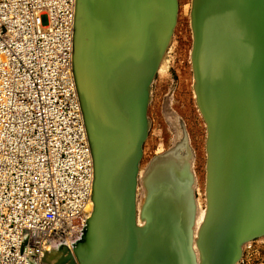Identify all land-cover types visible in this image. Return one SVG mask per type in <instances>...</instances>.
Returning <instances> with one entry per match:
<instances>
[{
	"label": "bare ground",
	"instance_id": "6f19581e",
	"mask_svg": "<svg viewBox=\"0 0 264 264\" xmlns=\"http://www.w3.org/2000/svg\"><path fill=\"white\" fill-rule=\"evenodd\" d=\"M215 1L209 0L213 5L209 4L205 7L199 5L196 11H193V25L190 26L194 31V36L192 35L194 37L193 67L201 81L214 83V79H217L213 86L207 87L206 92H211V107L218 109L219 113L225 116H228L229 105L227 103L224 106L226 101L218 100L220 94H215L216 91L220 92V86H227L228 96L234 95L239 86L231 85L224 80L228 81V76L234 73L237 75L242 70L250 71V74L245 73L252 78L250 99L252 102V98L255 97L256 112L261 114V120L259 123L256 122L257 117L254 116L252 122L257 124L254 123L256 132L251 134L252 144L248 145L246 150L240 148V152H246V157L242 158L244 160L242 165L244 164L245 169H249L246 174L248 179L244 178L245 185L248 183V190L251 193L254 192L255 200L260 204L262 196L256 192L262 180L259 170L264 165L262 161L264 160V74L261 76L264 70V0L248 2L236 0L235 8H232L235 3L220 8V5H215ZM255 4L261 7L257 9ZM124 9L127 10L126 18L121 15ZM247 11H253L255 15L251 12L249 16ZM77 14L75 53L73 51L75 62L73 63L76 64L77 69V93L78 96L80 93L82 98L95 156L96 180L90 207L91 214L85 223L86 227L81 240L74 245L75 253L76 249H81L86 243L90 249L97 244L99 225L96 227L95 222L98 217V207L101 204L99 199L101 176L108 174L112 177L116 176L117 161L122 162L129 152L127 146L119 140L120 136L116 134V128L121 129L116 120L117 91L113 90V83L107 82L105 77L108 79L112 77L115 81L120 80L119 77H124L127 82L125 85L132 87L128 88L131 92L141 86L152 62L158 64V61H162L159 65L162 72L168 65L167 57H163L167 27L163 0H79ZM247 81H250V78H247ZM226 92L227 90L220 93L224 95ZM247 94L249 96V92ZM230 105L233 103L230 102ZM245 107L246 105L244 109ZM178 118L172 117L174 135H172L170 148L156 158L150 159L143 169L138 171L136 223L143 225L142 232L145 235L149 234L154 226L158 227L160 231L163 230V233L159 234L161 236L159 239L168 240V233L164 229L166 223L162 222L169 223L167 221L169 219L172 225L175 222L174 225H179L185 217L184 213L191 211L194 233L191 243L195 245L192 251H188L186 255L183 254L182 262L183 264H208L204 251V234L209 203L207 199V205L206 200L204 204L201 198H196L194 195L196 178H194V172L191 173L192 166L190 167L194 159L190 160L192 156L189 157L192 149H189L186 141L188 138L185 139L184 128L182 129L184 134H182L181 128L184 124L182 126ZM233 150H237L236 146ZM210 160H212L211 157ZM238 168L237 166V170ZM241 176L239 179L245 177L243 172ZM210 202L215 203V199ZM217 202H220V199H217ZM219 204L223 205V202ZM219 204L217 203L216 207ZM227 205L225 203L223 207L227 208ZM242 229V233L246 234L256 228L254 223L250 226L247 222ZM56 254V249L51 247L45 262L49 255L55 257ZM71 258L68 256V259ZM180 259L182 260V256Z\"/></svg>",
	"mask_w": 264,
	"mask_h": 264
},
{
	"label": "built area",
	"instance_id": "2783aa9c",
	"mask_svg": "<svg viewBox=\"0 0 264 264\" xmlns=\"http://www.w3.org/2000/svg\"><path fill=\"white\" fill-rule=\"evenodd\" d=\"M76 7L0 0V264H47L51 247L76 239L91 214L95 164L74 77Z\"/></svg>",
	"mask_w": 264,
	"mask_h": 264
},
{
	"label": "water",
	"instance_id": "95a60500",
	"mask_svg": "<svg viewBox=\"0 0 264 264\" xmlns=\"http://www.w3.org/2000/svg\"><path fill=\"white\" fill-rule=\"evenodd\" d=\"M245 1L248 2L249 0ZM215 2V5H220V8L234 3L232 8H235L237 4L236 0H216ZM201 4L209 5L212 2H209V0H202L201 2L199 0L197 6ZM78 7L79 0H77L76 7L74 53ZM163 7L167 18L166 37V35H171V31L176 23L178 10L177 0H163ZM258 7L261 6L259 5ZM247 12L250 16L252 11ZM257 13L259 15L261 14V12ZM121 15L126 18L127 10L124 9ZM155 71L156 63L152 62L141 86L133 89L131 92H129L128 88L132 87L125 85L127 82H125L124 77H119L120 80L116 81L112 77L110 79L105 77L107 82L113 83V90L115 89L117 91V101L116 106L115 104L114 106L116 107V120L121 129L118 130L116 128V134H118V137L120 136L119 140L127 146L129 152L122 162L117 161V177H112L110 174L101 176L99 188L101 204L98 207V217L95 222L96 227L99 225V239L93 249H90L86 245L87 243L81 249H78L79 251L76 249L80 264H183L184 255L186 253L188 254V251H192V247L195 245L191 243V238L194 235L191 223L193 217L191 216V211L190 213H184L185 217L179 225H174L176 222L172 225L169 219H167L169 223L162 220V223H166L164 229L168 233L169 241L167 239V241L165 239H159L163 230L160 231L158 227L154 226L153 230L145 235L136 223L137 177L139 162L143 156V145L148 134L147 106L149 86ZM76 72V64H74L75 80ZM247 72L250 74V71L242 70L237 75L235 73L232 76L227 75L229 77L228 81L225 79L224 82L239 86L236 88L234 95H229L231 96L229 101L227 86L219 87L220 92L227 90L224 95L219 91L215 93L220 94L218 97L219 101H226L224 102V106L228 103V116L221 114V112L219 113L218 109L211 107V92H206L207 87L209 85L213 86L217 79H214V83H211L212 81L206 83L204 80L201 81L195 72L199 105L204 112L210 128L207 188L209 211L204 234V251L208 264L237 263L241 256L242 244L264 234V165L259 170V174H262V180L259 182V189L257 188L256 193L262 196V202L258 204L255 200L254 192L251 193L247 188L249 186L248 183L245 185L246 180L244 178L248 179L246 174L249 169H245L244 164L242 165L244 162L242 158L246 157V152H240V148L246 150L248 145L252 144L251 134L256 132L255 124H257L252 122L254 116L257 117L256 122L259 123L261 120V114H257L256 112L255 105L257 102L255 97L252 98V102L250 99L252 78L251 76L245 75ZM263 74L264 70L261 76ZM247 78H250V81H247ZM248 92L249 96L247 94ZM79 99L82 105L91 146V139L80 93ZM230 102L233 105H230ZM245 105L246 107L244 109ZM260 109H262L261 105ZM234 146H236L237 150H233ZM91 150L94 164H96L92 146ZM210 157L212 160H210ZM112 160L116 162L115 159ZM237 166L239 167L238 170ZM240 171L245 175L242 179H239L242 177ZM212 199H215V203L210 202ZM217 199H220V202H217L218 204H222L223 202V205L219 204L220 207H216ZM225 203L228 204L227 208L229 206L231 208L227 209L223 207ZM163 218L165 219V217ZM247 222L250 226L254 223L256 229L245 234L242 233V228ZM180 256H182V260ZM58 264L65 263L59 262ZM70 264H75V262L73 261Z\"/></svg>",
	"mask_w": 264,
	"mask_h": 264
},
{
	"label": "rangeland",
	"instance_id": "374dc122",
	"mask_svg": "<svg viewBox=\"0 0 264 264\" xmlns=\"http://www.w3.org/2000/svg\"><path fill=\"white\" fill-rule=\"evenodd\" d=\"M177 4L175 26L171 31V35H166L165 37L163 57H167V68L162 72L159 69L162 61H158L155 74L149 86L147 106L148 134L143 145V156L139 162V172L143 169L146 162L156 158V156L161 155L170 148L173 140L172 135H174L172 117H179L178 119L181 120L182 126L184 124L181 130L184 128L183 130L186 132L184 134L182 130V134L186 137L185 139L188 138L186 141L189 149L193 151L190 152L189 157L191 158L192 156L190 160L194 159L190 163V167L192 166L191 173L194 172L193 175L196 178L194 195L196 198H201L204 204L206 200L207 205L210 128L198 101L197 79L192 58L194 31L193 27H190L193 25V14L199 4V0H177ZM201 5L205 7L208 4ZM254 6L258 9L259 5ZM137 226L141 229L143 228L141 224L137 223ZM85 227L86 225H84L83 230L74 241L55 244L54 248L57 251V256L49 255L47 264H57L59 262L70 264L71 261H74L75 264H80L77 255L75 257L74 245L81 240ZM246 255L250 258L251 264H264V234L242 244L240 258ZM68 256L72 258L68 259Z\"/></svg>",
	"mask_w": 264,
	"mask_h": 264
}]
</instances>
